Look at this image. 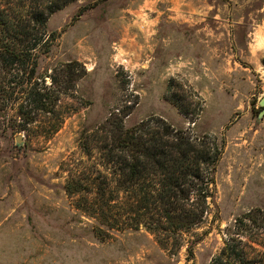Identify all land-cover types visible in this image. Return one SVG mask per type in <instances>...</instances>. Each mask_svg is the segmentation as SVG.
<instances>
[{
	"label": "rangeland",
	"instance_id": "rangeland-1",
	"mask_svg": "<svg viewBox=\"0 0 264 264\" xmlns=\"http://www.w3.org/2000/svg\"><path fill=\"white\" fill-rule=\"evenodd\" d=\"M47 27L57 34L38 57L46 84L71 61L85 74L54 112L19 126L23 93L0 63L14 87L0 100V264H209L237 217L264 210V0H75ZM125 111V127L162 117L222 144L209 211L180 248L144 226L99 237L65 192L83 171L109 172L101 125ZM250 239L264 251V229Z\"/></svg>",
	"mask_w": 264,
	"mask_h": 264
},
{
	"label": "trees",
	"instance_id": "trees-1",
	"mask_svg": "<svg viewBox=\"0 0 264 264\" xmlns=\"http://www.w3.org/2000/svg\"><path fill=\"white\" fill-rule=\"evenodd\" d=\"M41 1L45 0H0V63L8 76L15 72L16 85L23 93L16 119L19 126L54 112L61 97L74 91L85 74L79 61L57 66L47 76L49 85L38 73L39 53L57 34L48 31L50 16L75 0ZM10 6L18 10L14 16L9 13L14 9ZM12 82L9 79L6 84L12 86ZM13 94L14 87L7 90L0 83V100ZM169 100L182 114H189L176 98L170 96ZM201 108L199 103V112ZM128 114H114L101 125L109 129L110 145L104 147L109 172L98 169L94 176L83 171L82 176L66 183L65 192L77 198L78 210L95 220L94 232L99 237L106 229L144 226L161 245L180 248L181 233L201 224L209 211L222 144L216 135H196L162 117L151 116L125 127ZM262 229L261 208L237 217L224 246L209 264H264V251L255 248L250 239ZM249 249L256 254L251 255Z\"/></svg>",
	"mask_w": 264,
	"mask_h": 264
},
{
	"label": "water",
	"instance_id": "water-1",
	"mask_svg": "<svg viewBox=\"0 0 264 264\" xmlns=\"http://www.w3.org/2000/svg\"><path fill=\"white\" fill-rule=\"evenodd\" d=\"M260 105L263 107V110L260 112V117L264 116V97L260 100Z\"/></svg>",
	"mask_w": 264,
	"mask_h": 264
}]
</instances>
